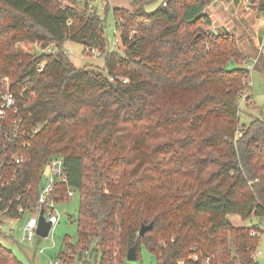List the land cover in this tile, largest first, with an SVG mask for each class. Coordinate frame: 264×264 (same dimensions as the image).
<instances>
[{"label":"trees","instance_id":"16d2710c","mask_svg":"<svg viewBox=\"0 0 264 264\" xmlns=\"http://www.w3.org/2000/svg\"><path fill=\"white\" fill-rule=\"evenodd\" d=\"M63 1L0 0V78L13 94L25 90L5 125L40 128L26 139L22 163L12 157L21 145L6 154L5 172L15 179L1 208L21 195L13 207L31 209L45 165L62 157L68 186L82 194L79 239L67 242V253L83 262L96 240L100 264H142V245L157 264L254 263L261 236L229 216L264 220V119L240 125L250 69L234 34L208 30L213 0L107 6L121 33L116 50L103 40L98 10ZM68 40L102 51L106 74L71 62ZM23 43L53 52L33 53ZM66 189L60 186L58 200ZM133 246L134 262L127 259ZM0 264L24 263L0 243Z\"/></svg>","mask_w":264,"mask_h":264},{"label":"rangeland","instance_id":"374dc122","mask_svg":"<svg viewBox=\"0 0 264 264\" xmlns=\"http://www.w3.org/2000/svg\"><path fill=\"white\" fill-rule=\"evenodd\" d=\"M111 7H129L130 0H107ZM224 3L225 5H221ZM214 6V11L211 13L214 23L227 25L232 30L237 39L238 47L243 51L248 59L257 52V40L260 39L264 32V12H259L250 7V3L246 0H221ZM92 4L100 7L104 0H91ZM160 1H155L150 9L155 8ZM81 7V5H78ZM227 6V8H225ZM102 16L105 18V38L108 47L113 46L115 40V19L113 12H104L99 9ZM25 49L39 53L41 50L40 44L26 43ZM66 56L79 68H98L106 74L104 69L105 60L103 56L90 55L85 53V46L81 43L68 40L63 46ZM264 56V55H262ZM264 63V62H263ZM263 63L260 61L256 66H251L249 75L250 88L248 94L244 96L246 99H240V125H248L254 118L264 119V71ZM253 67V69H252ZM74 195L69 199L58 200L55 203V213H60L59 223L56 225L53 236L48 237L37 236L36 239L29 244L19 243L22 237V228L28 220L30 214L26 213L22 220H16L14 224L7 221L4 225V231H13L9 233L10 237H5L0 233V243L12 250L16 256L24 264H50L51 258H57L60 254L66 253L65 256H70L66 261L68 264H100L99 255L95 251V243L88 248V252H84L88 263L80 259V253H67V242L76 244L79 239V217L82 203V194L78 190H73ZM60 192V191H59ZM60 196V195H59ZM59 199V197H58ZM231 222L235 226H251L255 224L262 225L263 219L252 216L248 219H242L239 215H230ZM44 248V254L39 253V249ZM259 249L263 252L258 255L259 264H264V233L261 235V243ZM73 261V262H72ZM142 264H157V257L149 251L145 246H141Z\"/></svg>","mask_w":264,"mask_h":264},{"label":"built area","instance_id":"2783aa9c","mask_svg":"<svg viewBox=\"0 0 264 264\" xmlns=\"http://www.w3.org/2000/svg\"><path fill=\"white\" fill-rule=\"evenodd\" d=\"M158 1V0H154ZM161 5L167 6L170 0H159ZM218 1L221 0H213L212 4L210 6H214L217 4ZM250 3V7L256 11L264 12L259 10V5L261 1L264 0H246ZM64 5H71L72 3L68 0L63 1ZM88 5L92 9H96L99 11L101 9L102 11H105L107 6H110L109 1L104 0V3L100 7H96L94 4H92L91 0H75V3L73 5ZM111 7V6H110ZM207 7V8H208ZM113 8V7H111ZM206 8V10H207ZM205 10V11H206ZM100 12V11H99ZM206 13L211 18V25L208 27L209 31L212 32H229L233 34L230 27L227 25L221 23V25H218L217 23H214L212 20L211 15L206 11ZM135 32V31H133ZM120 37L121 33L119 28L117 27V22L115 20V40L113 42L112 47H108L109 50H116L120 45ZM103 40L106 42V38L104 36ZM107 43V42H106ZM37 44V43H36ZM22 47L25 46V43L21 44ZM257 52L252 55L246 65L251 71V66H256L261 59V56L264 55V32L261 35L260 39L257 40ZM85 53L90 55H96V56H103L104 53L98 49L95 48H85ZM40 52H53V47L51 45H48L46 48H41ZM44 67V62L40 64V70H42ZM253 69V67H252ZM126 81V80H125ZM0 85L2 86V90L0 92V203L3 201L4 192L10 187L12 181H14L15 177L8 178L7 174L5 172V164H6V154L8 153V150H10L11 146H20L22 149L13 151L12 157L16 164L22 163L26 159V152L24 151L26 148H28V142L26 141L27 138L32 137L35 135L39 127H34L29 130L24 129L23 127H8L5 125L6 116L7 113L10 110H13L15 113L19 112V104L18 101L23 97L25 94V90L20 94H13L10 89V82L8 78H0ZM250 96L248 94V90L245 91L241 95V99L244 96ZM15 126H18V124H15ZM243 135V127L240 126L236 132V138H240ZM12 149V148H11ZM67 185V189L64 193V199H69L74 195V191L72 188L68 186V179H67V173L65 171V165L64 160L62 157L53 158L47 162L45 165V168L43 170V181H42V188L39 194V197L37 199L36 204L31 208L28 209L23 205H16V208L13 207L15 200L20 201L22 199L21 195H19L16 199H10L7 206L3 209L1 208L0 204V233L3 234L5 237H10L9 233L13 231V226L11 227V231H4V225L7 223V221L14 224L16 220H22L24 215L26 213H29L30 216L28 220L25 222L22 228V237L19 240V243L29 244L36 239L38 235L37 229L39 225V218L43 211L44 217L52 223V227L50 229L49 235L53 236L54 229L56 225L59 223L60 220V213L57 211L55 213V203L58 201V197L60 195V186L61 185ZM14 208L16 216H11L10 211ZM251 235L258 236L262 235L264 233V220L262 222V225L255 224V227L251 230ZM45 249L41 248L39 249V253L44 254ZM263 252L259 249V247L256 249V251L252 254V259L254 260L255 264L257 260L258 255H261ZM199 257L198 255L193 256L194 261H198ZM211 260V257H207L206 263H209ZM50 264H68L66 259L57 257V258H51Z\"/></svg>","mask_w":264,"mask_h":264},{"label":"water","instance_id":"95a60500","mask_svg":"<svg viewBox=\"0 0 264 264\" xmlns=\"http://www.w3.org/2000/svg\"><path fill=\"white\" fill-rule=\"evenodd\" d=\"M153 226H154L153 223H150L148 225H142L139 234L144 235L147 231L151 230ZM51 227H52V223L44 217V213L42 211L39 218V225L37 229L38 235L41 237H48ZM127 259L132 262L137 261L138 253H137V248L135 246L131 247L128 250Z\"/></svg>","mask_w":264,"mask_h":264},{"label":"crops","instance_id":"0c3cea01","mask_svg":"<svg viewBox=\"0 0 264 264\" xmlns=\"http://www.w3.org/2000/svg\"><path fill=\"white\" fill-rule=\"evenodd\" d=\"M221 5H225L224 3H222V1H221ZM215 6V5H214ZM214 6H210V7H208L207 8V12L211 15V13H213V11H214ZM225 8H227V6H225ZM228 9V8H227ZM214 14V13H213ZM213 15H211V17H212ZM229 27V26H228ZM256 46H257V43H256ZM54 51H56V49H54Z\"/></svg>","mask_w":264,"mask_h":264}]
</instances>
